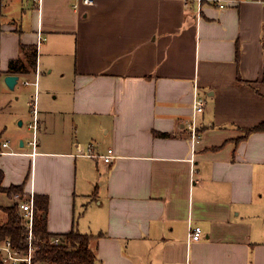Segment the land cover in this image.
I'll use <instances>...</instances> for the list:
<instances>
[{"label": "crops", "instance_id": "crops-1", "mask_svg": "<svg viewBox=\"0 0 264 264\" xmlns=\"http://www.w3.org/2000/svg\"><path fill=\"white\" fill-rule=\"evenodd\" d=\"M228 2L0 0V114L18 119L29 85L38 104L34 155L0 126L2 185L47 195L51 232L103 233L96 264H264V130L248 132L264 121V0ZM0 192L2 223L17 198Z\"/></svg>", "mask_w": 264, "mask_h": 264}, {"label": "trees", "instance_id": "trees-1", "mask_svg": "<svg viewBox=\"0 0 264 264\" xmlns=\"http://www.w3.org/2000/svg\"><path fill=\"white\" fill-rule=\"evenodd\" d=\"M37 51L32 50L28 53L29 65L35 66ZM11 71H24L26 64L22 59L10 62ZM1 75V73H0ZM264 130V121L249 128L248 132ZM1 138V136H0ZM1 146V142H0ZM1 150V149H0ZM3 171L0 168V191L7 192L9 195L21 193L24 195V185H12L3 187ZM36 217L34 222V235L36 251L34 261L41 264H96L97 253L93 242L103 233L97 235L83 233L73 228L65 233H55L48 230L47 213L49 208V197L45 194H35ZM7 218L0 223V241L10 240L12 247L19 252L25 253L28 250V227L22 215L19 203L5 207ZM55 237L60 238L59 243H54ZM1 256V255H0ZM0 264H3L0 258Z\"/></svg>", "mask_w": 264, "mask_h": 264}, {"label": "built area", "instance_id": "built-area-1", "mask_svg": "<svg viewBox=\"0 0 264 264\" xmlns=\"http://www.w3.org/2000/svg\"><path fill=\"white\" fill-rule=\"evenodd\" d=\"M186 2L189 0H185ZM95 2V0H83V3L86 5H93ZM194 2H196L197 4V9L198 12L200 13L201 9H202V5L204 3H210L213 4L214 6H217L219 8H226L229 5L228 0H194ZM74 7L77 8V4H74ZM38 44L41 42V40H43V36L41 34L38 35ZM31 83L29 81H26V84ZM34 85L37 86V80H35L34 82H32ZM30 104L32 106V110L34 113V116H37L38 113V104H37V89L35 91V93L33 94L32 99L30 100ZM206 106V101L204 99V97H202L199 92L198 89L196 88L195 91V95H194V100H193V116L191 119H189L186 122L187 125V129L189 131V137H190V146H191V157L190 160L192 162V164L194 165L195 163V152L197 149V145L200 143V141L202 140V131L200 128V124L197 120V115L201 112L204 111ZM31 126L34 129V134L33 137L31 139V141L29 142L32 147L34 148L33 150V155L36 153V147H37V132H36V124H35V118H34V122L33 124H31ZM8 141L3 142V146L6 147L8 146ZM1 152V151H0ZM113 149L110 148L108 150V153L105 155H102L104 160L106 162H109L112 159L113 156ZM89 155L91 156H99L97 153L94 152L93 148L90 147L89 148ZM194 170V168H193ZM15 197L17 198V202L19 203V207H20V211L22 213V215L24 216L26 223H27V227H28V242H29V247L28 250L25 253L19 252L18 250L14 249L12 247L11 241L10 240H4V241H0V258L3 262V264H18V262L25 261L26 264H41L38 263L36 261H34V254L36 251V246H35V235H34V222H35V217H36V206H35V194L33 191H31L30 195L27 196L28 198L25 197V195H22L21 193H17L15 195ZM203 234V229L201 226L196 225V226H191L189 228V240H199L201 239ZM54 243H59L60 242V238L59 237H55L53 239ZM2 252H4V255H2ZM21 255V256H19Z\"/></svg>", "mask_w": 264, "mask_h": 264}, {"label": "rangeland", "instance_id": "rangeland-1", "mask_svg": "<svg viewBox=\"0 0 264 264\" xmlns=\"http://www.w3.org/2000/svg\"><path fill=\"white\" fill-rule=\"evenodd\" d=\"M33 94H34L33 86L29 85L26 87V96L25 97L23 95H21L17 99V95L14 96L13 99H14V101H16L15 108L19 114L18 116H20V117L18 119L13 118L7 112H2L0 114V126L7 125V127L9 129L11 127L16 128V129L22 128L24 130V132H26V135L32 138L33 134H34V129L31 126V124H33L34 118H35L36 127L38 126V113H37V116L35 117L33 110H32V106L30 104V100L32 99ZM28 102H29V104H28ZM1 104L4 106L6 104L5 100H3ZM20 119L24 120L23 125H20ZM29 123H30V125H29ZM28 126L30 128H28ZM36 131H37V135H38V130L36 129ZM25 197L28 198L27 196H25ZM7 201H8V195L6 193L0 192V202L5 203ZM84 216H85V218H84ZM78 217L81 220V222L83 221V219L85 221L87 219L85 210L79 211V214H77V218ZM2 255H4V252H2ZM19 256H21V255H19ZM18 264H26V262L21 260L20 262H18Z\"/></svg>", "mask_w": 264, "mask_h": 264}, {"label": "water", "instance_id": "water-1", "mask_svg": "<svg viewBox=\"0 0 264 264\" xmlns=\"http://www.w3.org/2000/svg\"><path fill=\"white\" fill-rule=\"evenodd\" d=\"M18 79H19V76L17 74H8L5 76V82L10 88L15 87Z\"/></svg>", "mask_w": 264, "mask_h": 264}]
</instances>
